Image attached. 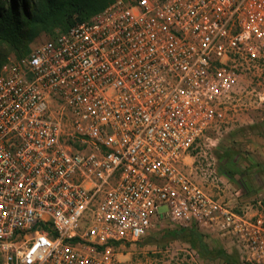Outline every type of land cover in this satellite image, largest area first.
Returning a JSON list of instances; mask_svg holds the SVG:
<instances>
[{
	"label": "built area",
	"instance_id": "1",
	"mask_svg": "<svg viewBox=\"0 0 264 264\" xmlns=\"http://www.w3.org/2000/svg\"><path fill=\"white\" fill-rule=\"evenodd\" d=\"M262 74L264 0H113L7 58L0 264H118L158 217L264 264V200L235 210L183 169Z\"/></svg>",
	"mask_w": 264,
	"mask_h": 264
},
{
	"label": "rangeland",
	"instance_id": "2",
	"mask_svg": "<svg viewBox=\"0 0 264 264\" xmlns=\"http://www.w3.org/2000/svg\"><path fill=\"white\" fill-rule=\"evenodd\" d=\"M57 32L61 31L40 34L21 56L27 55L31 46L52 39ZM21 56L7 52L5 57ZM230 107L219 130L207 133L211 143L200 141L194 145L183 169L212 195L239 210L264 200V74L259 78L243 76ZM210 169L215 171L216 184L203 176ZM175 227L166 218H156L137 245L117 251L118 264H223L220 260H200L186 243L162 239L165 230ZM204 240L210 247H221L228 253L234 251L229 241L217 236H204Z\"/></svg>",
	"mask_w": 264,
	"mask_h": 264
},
{
	"label": "trees",
	"instance_id": "3",
	"mask_svg": "<svg viewBox=\"0 0 264 264\" xmlns=\"http://www.w3.org/2000/svg\"><path fill=\"white\" fill-rule=\"evenodd\" d=\"M113 0H0V64L7 52L21 56L42 33L89 20ZM204 234L194 227H175L164 231L162 239L186 243L202 261L242 264L234 250L210 247Z\"/></svg>",
	"mask_w": 264,
	"mask_h": 264
},
{
	"label": "water",
	"instance_id": "4",
	"mask_svg": "<svg viewBox=\"0 0 264 264\" xmlns=\"http://www.w3.org/2000/svg\"><path fill=\"white\" fill-rule=\"evenodd\" d=\"M165 207L164 206H161L159 209H158V212L159 213H163L165 211Z\"/></svg>",
	"mask_w": 264,
	"mask_h": 264
}]
</instances>
